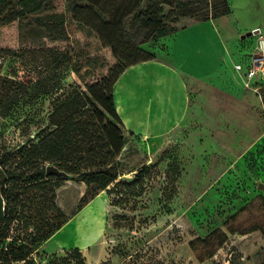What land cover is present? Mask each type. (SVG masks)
Segmentation results:
<instances>
[{"label":"rangeland","instance_id":"rangeland-1","mask_svg":"<svg viewBox=\"0 0 264 264\" xmlns=\"http://www.w3.org/2000/svg\"><path fill=\"white\" fill-rule=\"evenodd\" d=\"M228 2L231 13L208 20L180 16L176 4L161 5L160 11L169 15L168 22L177 30L201 23L207 27L199 28V33L205 36L209 32L211 40L213 28L205 22L213 19L230 37L234 61L243 63L244 68H234L232 81L217 78L194 86L187 117L175 132L153 141L128 135L119 158L122 174L109 191L99 192L103 196L98 199L100 208L105 209L102 221L93 220L91 227L84 229L91 232L92 264H264V190L258 187L264 183V144L251 146L263 131V103L255 89L264 86V81L259 87H245L239 73L245 72L257 45V36L243 35L255 26L264 31V0ZM17 3L9 0L0 7L1 171L30 170L32 165H20L24 154L57 127L60 118L55 110L63 98L77 89L85 91L71 68L51 77L39 61L44 48L75 47L76 39L98 46L95 36L77 22H72L70 34L64 38L48 30L44 13L26 9L22 15L14 14L22 10ZM184 36L178 37L177 52L179 44L186 50L181 43L186 42ZM164 45L163 38L143 43L137 56L161 59ZM103 52L112 67L115 58L109 49ZM232 82L247 90L251 105L240 104L232 95ZM242 153L245 157L240 160ZM27 185L8 181L5 186L13 194H21ZM41 192L22 195L18 202L24 201L25 207L19 204L13 208V198L9 203L11 215L0 231V264H79L69 251L39 249L24 261L6 260L5 247L15 240H30L39 227L36 223L18 225V213L37 206L47 215L46 222H53L54 214L46 211L47 205L38 198ZM66 230L70 232L69 227ZM3 233L8 234L5 240Z\"/></svg>","mask_w":264,"mask_h":264},{"label":"trees","instance_id":"trees-1","mask_svg":"<svg viewBox=\"0 0 264 264\" xmlns=\"http://www.w3.org/2000/svg\"><path fill=\"white\" fill-rule=\"evenodd\" d=\"M8 1L0 0V7L6 6ZM213 2L215 0H18L17 5L22 10H15L14 14L22 15L26 9L44 13L47 15L48 30L64 38L70 34V25L75 21L79 27L95 36L98 46L92 47L90 43H81L76 39L73 41L75 47H49L43 50L39 61L47 67L51 77L71 68L75 77L84 85L85 91L77 89L63 98L62 104L55 110L60 118L57 127L24 154L25 160L20 165H32L30 170H0V190L6 202L5 218L0 223V231L6 227V221L11 215L9 203L12 198L13 208L19 204L25 207L24 201L19 203L18 200L30 192L37 195L36 192L42 190L38 198L47 205L46 211L54 214L53 222H46L47 215L37 206H31L32 211L23 210L18 213L15 218L18 225L36 223L39 227L30 240L27 238L24 242H10L5 247L6 260H26L71 218L57 203V189L61 182L76 180L86 183L87 191L77 207V211H80L99 192L109 191V186L119 179L122 174L119 158L128 135L133 133L125 129L117 111L115 87L129 67L153 60L137 56L141 52V44L157 41L178 31L168 22L169 15L160 11L161 5L176 4L180 16L198 20L231 13L228 0H223L219 5ZM105 48L115 58L110 68L103 55ZM34 59L37 60V56ZM258 94L264 103V86ZM38 161L53 164L68 175L48 176L47 165ZM16 166L19 167V164ZM8 181H20L28 185L23 193L13 194L5 186ZM2 236L4 240L8 238L7 233ZM69 253L79 264H87L80 248H73ZM66 259L63 258L64 261Z\"/></svg>","mask_w":264,"mask_h":264},{"label":"crops","instance_id":"crops-1","mask_svg":"<svg viewBox=\"0 0 264 264\" xmlns=\"http://www.w3.org/2000/svg\"><path fill=\"white\" fill-rule=\"evenodd\" d=\"M212 20L205 24L213 28V40L209 32L205 36L199 33V28L207 27L201 23H195L192 27L184 26L176 33L163 38L166 50L161 51V59L132 65L120 76L115 87V99L117 111L126 130L143 140L164 138L185 121L191 106L192 93L195 92L194 86L217 78L233 80L231 73L236 68L235 65L243 63L234 61L236 55L228 44L230 37L223 27H216ZM256 29L264 33L259 26L249 28L252 31ZM180 35H186L183 37L186 42H181L186 50L183 51L179 44L177 52ZM200 38L204 41H195ZM209 43L214 45L215 52L208 48ZM248 62L249 60L246 66ZM239 73L243 79V74ZM261 81H264V77L260 78ZM229 89L240 104L251 105L247 90H241L235 82L230 84ZM259 98L263 103L261 95ZM230 105L227 104L228 107ZM261 123L263 131L251 146L259 142L264 144V123ZM244 155L243 153L240 155V160L244 159ZM86 191L87 185L83 181L65 180L59 186L57 203L71 218L40 246L39 251L64 253L73 248H80L87 258L86 261L92 264L89 257L93 248L88 243L91 232H85L84 229L90 228L93 220L101 223L105 209L102 211L100 208L101 203L98 199L103 196L99 194L77 211L79 201ZM68 227L70 232H66ZM74 237L84 240L85 243L77 242Z\"/></svg>","mask_w":264,"mask_h":264},{"label":"built area","instance_id":"built-area-1","mask_svg":"<svg viewBox=\"0 0 264 264\" xmlns=\"http://www.w3.org/2000/svg\"><path fill=\"white\" fill-rule=\"evenodd\" d=\"M256 35L257 45L255 53L250 57L246 70L243 73L245 87L249 88L257 85L259 87L260 78L264 77V33L258 30ZM235 66L240 71L244 68L242 64H236ZM255 90L259 92L260 89L256 88Z\"/></svg>","mask_w":264,"mask_h":264},{"label":"water","instance_id":"water-1","mask_svg":"<svg viewBox=\"0 0 264 264\" xmlns=\"http://www.w3.org/2000/svg\"><path fill=\"white\" fill-rule=\"evenodd\" d=\"M257 32H258V29L254 30V31H250L247 34L243 35V38H246L248 36L256 34ZM175 130H174V132H175ZM46 174L48 176H57V177H66L68 175L66 171L60 169L59 167H57L53 164H49L46 166ZM258 187L260 189L264 190V183L260 182ZM5 211H6V202H5V198L2 194V192L0 190V223L5 218Z\"/></svg>","mask_w":264,"mask_h":264}]
</instances>
